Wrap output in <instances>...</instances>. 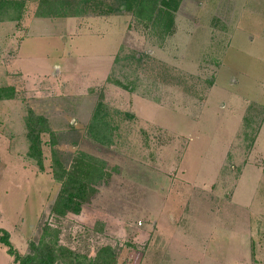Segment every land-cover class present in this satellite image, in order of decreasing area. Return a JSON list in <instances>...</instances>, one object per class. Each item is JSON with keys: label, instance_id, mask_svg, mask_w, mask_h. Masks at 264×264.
I'll return each instance as SVG.
<instances>
[{"label": "rangeland", "instance_id": "1", "mask_svg": "<svg viewBox=\"0 0 264 264\" xmlns=\"http://www.w3.org/2000/svg\"><path fill=\"white\" fill-rule=\"evenodd\" d=\"M19 1L22 18L0 22L13 246L43 237L55 264H264V0ZM78 151L107 174L59 215L51 159ZM0 264H13L1 243Z\"/></svg>", "mask_w": 264, "mask_h": 264}, {"label": "trees", "instance_id": "2", "mask_svg": "<svg viewBox=\"0 0 264 264\" xmlns=\"http://www.w3.org/2000/svg\"><path fill=\"white\" fill-rule=\"evenodd\" d=\"M125 2L127 1L125 0ZM23 5L24 3L19 0H0V22L19 21L22 18ZM43 6L40 7V9H43L41 17L66 16L64 15L65 13H63L64 11H52L49 9L51 5L49 8L46 5ZM176 6L177 3L175 8ZM75 14H72V16L81 15L79 13ZM11 93V89L6 91L5 89L0 88V99H11L13 97H10ZM44 119H41V121L45 122ZM47 123L48 122L46 120V124L42 128V132L46 131L51 134V129ZM92 126L93 125H91V127ZM99 130L101 129L99 128L97 130L92 128L91 131H93V136L98 141L103 142V135H99ZM34 133H36V135H34ZM37 133L38 130L33 132L30 130L28 131V134L26 132L28 140L27 153L29 157L33 158H37V156L40 158L42 152ZM50 144L53 148L54 141H51ZM53 152L54 150H52V153ZM74 156L75 157H73L72 163H70L68 167L65 165H60L59 159L56 157V155L52 156L51 159L53 169L52 175L54 179L60 183V188L55 198V202L51 207V211L59 215H65L69 211L78 213L88 196H90V194L95 191V189L92 187V183L96 182L94 180L101 178L103 174H107L106 170L104 169L105 164L103 160L83 151H78V153H76ZM86 190H88V194H86ZM0 243L6 247V252L12 256L14 264H55L58 258V255H56L54 250L44 244L43 237H40L37 242L30 241L28 244L29 251L27 253H21L13 246L10 240L9 232L3 228H0Z\"/></svg>", "mask_w": 264, "mask_h": 264}, {"label": "crops", "instance_id": "3", "mask_svg": "<svg viewBox=\"0 0 264 264\" xmlns=\"http://www.w3.org/2000/svg\"><path fill=\"white\" fill-rule=\"evenodd\" d=\"M4 247H5V246H4ZM5 249H6V247H5ZM9 256H10V255H9ZM11 257H12V256H10V260H11ZM12 263H13V259H12ZM13 264H14V263H13Z\"/></svg>", "mask_w": 264, "mask_h": 264}]
</instances>
